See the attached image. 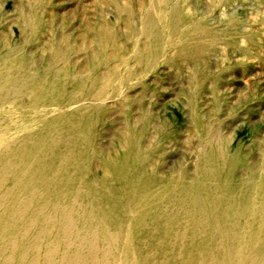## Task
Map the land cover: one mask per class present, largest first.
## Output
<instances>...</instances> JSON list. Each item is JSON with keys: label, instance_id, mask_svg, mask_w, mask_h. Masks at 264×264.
I'll return each instance as SVG.
<instances>
[{"label": "rangeland", "instance_id": "obj_1", "mask_svg": "<svg viewBox=\"0 0 264 264\" xmlns=\"http://www.w3.org/2000/svg\"><path fill=\"white\" fill-rule=\"evenodd\" d=\"M263 232L264 0H0V264H264Z\"/></svg>", "mask_w": 264, "mask_h": 264}, {"label": "bare ground", "instance_id": "obj_2", "mask_svg": "<svg viewBox=\"0 0 264 264\" xmlns=\"http://www.w3.org/2000/svg\"><path fill=\"white\" fill-rule=\"evenodd\" d=\"M133 181H137V179H136V177H135V180L133 179ZM128 187H130V186H132V184H129V185H127ZM131 188V187H130ZM249 188V187H248ZM261 189L262 188H258V192H260L261 191ZM131 192H133V190L131 189ZM262 192H263V189H262ZM136 193V191H135V186H134V194ZM129 195V194H128ZM127 195V196H128ZM131 195V194H130ZM136 195V194H135ZM139 196V195H138ZM238 202V201H237ZM238 203H240V202H238ZM12 204V203H11ZM232 203H230L229 204V202H226L225 203V205L227 206V207H229V205H231ZM8 208V207H7ZM39 209V208H38ZM12 211V209L11 208H9L8 209V213H10L11 214V211ZM41 211V210H40ZM221 216H223V217H225V215H222L221 214ZM220 217V216H219ZM219 217H217V219H219ZM226 218V217H225ZM234 221H235V217H233L232 218ZM224 220V219H223ZM235 225H236V222H233ZM232 225V226H235V225ZM207 227H209L208 225H207ZM210 227H211V225H210ZM218 235H220V238H222V237H225L226 235H230V233H228V234H226V232L225 231H220L219 232V234ZM264 235V232L261 234V239H260V237L258 236L257 238H258V240H254L253 242L254 243H252V245H254V246H256V245H264V239L262 238V236ZM246 236H248V235H246ZM246 236H245V238H246ZM242 237H244V234H242ZM217 240V239H216ZM221 240V239H220ZM101 241V240H100ZM257 241V242H256ZM240 242H242V241H240ZM251 250V249H250ZM253 250H254V248H253ZM255 251V250H254ZM248 253H250L251 254V251H249ZM249 254V255H250ZM121 255V254H120ZM247 253H246V255H239V254H236V255H234V256H232V258H229L228 259V264H244V263H246L247 262V260H248V257H249V259H251L250 258V256H249ZM254 256V255H253ZM76 257H78V256H76ZM262 257H263V255H262ZM118 261H120V260H118ZM254 261V260H253ZM252 261V262H253ZM255 261H258V260H255ZM251 262V260H250V263H252ZM73 264H76L77 263V259L76 260H74V262H72ZM118 264V263H117ZM248 264V263H247Z\"/></svg>", "mask_w": 264, "mask_h": 264}]
</instances>
